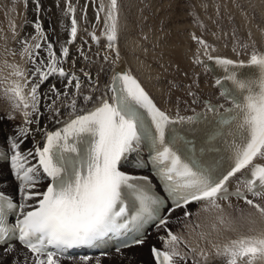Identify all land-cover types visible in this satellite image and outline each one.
Returning <instances> with one entry per match:
<instances>
[{
  "label": "snow or ice",
  "instance_id": "obj_1",
  "mask_svg": "<svg viewBox=\"0 0 264 264\" xmlns=\"http://www.w3.org/2000/svg\"><path fill=\"white\" fill-rule=\"evenodd\" d=\"M33 3V32L22 35L29 25L13 24L14 47L7 40L0 47L10 106L0 119L21 121L0 153L17 182L15 195L0 189V264H63L74 250L111 241L122 255L143 246L149 229L161 243L151 247L153 264H264V53L251 30L246 40L236 27L225 31V15L235 20L218 2L207 24L194 18L203 31L191 38L206 57L195 63L223 70L215 86L232 107L221 112L223 105L205 100L203 111L181 115L176 84L168 82L157 101L125 60L121 0H86L82 8L62 0L55 6L63 19L51 32L40 0ZM232 5L247 19L240 0ZM89 7L92 31L81 28ZM229 39L234 50L252 49L247 62L211 55ZM244 69L253 74L242 76ZM186 94L198 102L190 85Z\"/></svg>",
  "mask_w": 264,
  "mask_h": 264
},
{
  "label": "bare ground",
  "instance_id": "obj_2",
  "mask_svg": "<svg viewBox=\"0 0 264 264\" xmlns=\"http://www.w3.org/2000/svg\"><path fill=\"white\" fill-rule=\"evenodd\" d=\"M85 2L86 0H73V3H78L81 8L83 7ZM97 2L99 3V0H97ZM103 2L105 5H107L108 0H103ZM40 3L42 4L44 11L47 12L46 14L50 15V19H44L42 15H41V19L43 21V25L45 29L51 32L52 28H57L59 20L63 19L60 9L55 6L56 3H60L62 6V0H40ZM27 11L30 18L33 19V17L31 16L34 17L36 16V13L34 12L35 5L33 3V0H27ZM1 18L2 17L0 16V20ZM94 19H95L94 11L91 7H89L88 8L89 23L87 25H84L82 22L81 28L86 26L88 28V31H92L93 29L91 27V24L94 21ZM65 23H67V21H65ZM101 27H103L102 24ZM24 29L27 28L25 27ZM59 30L63 32V25H59ZM191 30H193V26L191 27V25H189L188 28H180L178 29L177 32H175V29H173V32L171 33L172 38H170L169 40H166L167 38L161 37L160 34L155 36L153 35V37L147 38V40H143L142 38H134L131 32V36H129V34L124 35L127 43L125 44V42L123 41L124 45L121 44L122 54L124 55L125 60L132 67L136 75L144 82L146 89L152 94V96L156 97L157 101L160 100L162 88L165 90V92H167V83L169 79L170 82H173L178 86L179 90L174 94L173 98L175 99V95H179L185 101V103L180 104V114L188 113L191 106L190 101L193 99V97L187 96L186 94V89L188 88L189 85L191 86L192 90L197 93L196 97L203 95L204 96L215 95L210 80H208L204 72L197 65H195V60L197 56L199 57H205V56L203 55L202 49L198 51L199 46L191 38L193 35L200 36L201 34L198 32L195 33L194 31L192 33ZM0 32H2L3 34H8L10 37V34H12V24L9 26V31L4 29L3 31ZM32 32L33 29L31 28L29 31L24 32V34H31ZM97 34H99V30H97ZM81 36L84 37L83 32H81ZM205 39L208 40L209 42H212L213 40V38L211 39L205 38ZM5 40H7V45L9 48L14 47L12 37L6 39L5 38L0 39V47H2L5 44ZM79 43L80 40H77V45ZM229 43L227 46L223 44V41L216 44L215 45L216 51L212 52L211 55L235 57L234 56L235 54L237 57L240 56L239 59L241 58L248 59L247 56L251 54V51H247L246 53L244 51L245 49L244 50L242 49L244 53L242 52V50L236 51L234 50V47ZM137 44H142L143 48L137 47L136 46ZM123 49L126 50L125 53ZM143 49H147V52H145ZM73 51H75V46L73 47ZM237 52H239V55H237ZM9 60L11 61V57H9ZM16 60L22 63V61L19 60L18 56ZM0 62H2V58H0ZM0 75H2V73H0ZM53 82H57V81H49V83H53ZM48 86H49L48 84H45L41 89V91H47ZM1 97H3L2 87L0 92V98ZM168 107H170L173 114H175L176 112L175 105ZM9 111H10L9 103L6 102L5 100H1L0 116L6 117ZM44 122H47L46 117ZM19 123H21L19 118H17L14 121L4 118L3 121L0 122V146H2L5 143L6 138L9 135L13 134L14 125ZM50 127L52 126L50 125ZM36 139L39 140L40 137L37 136ZM31 147H32V141H29L24 145V149H28ZM12 178L13 176L11 175L10 167L4 163H0V189H4L7 193H11L12 195H15L14 190L17 185L15 183L14 178L13 179ZM192 206L193 208L198 207L197 205H191L190 207ZM179 212L180 211H177L174 214L173 219L177 217L176 215ZM174 230L175 232L180 231V230L177 231L176 229ZM154 232L155 231H152V233ZM151 236L143 246H133L123 250V254L125 252L129 253V255L125 258L122 257L123 254L118 255L116 252L100 254V255H91L89 257V264H96L97 260L100 261V264H138V263L153 264L151 261L149 250H148V257H145V255L141 251H139L145 245H147V243L151 239ZM154 244L155 243L152 242V245ZM158 245L159 247H161L160 246L161 244ZM135 254H140V256L142 257L135 258ZM63 264H84V262L79 257L73 259H65L63 261Z\"/></svg>",
  "mask_w": 264,
  "mask_h": 264
},
{
  "label": "rangeland",
  "instance_id": "obj_3",
  "mask_svg": "<svg viewBox=\"0 0 264 264\" xmlns=\"http://www.w3.org/2000/svg\"><path fill=\"white\" fill-rule=\"evenodd\" d=\"M217 2L221 5L226 4L229 12L232 13L235 20V24L233 25L232 23H229L227 16L225 15L223 20L224 30L230 32L233 27H236L239 29L240 35L245 38V40L247 38L248 31L251 30L252 39L255 42L257 41L256 49L260 52H264V0H240V2L243 3L247 9L246 20L245 17L233 7L232 0H121V25L124 28V35L129 34V36H131L132 32L134 38H142L145 35L147 38H150L153 37V35L155 36L160 34L161 37L167 38L166 40H169L172 38L171 33L173 32V29H175V32H177L178 29L188 28L189 25H191V27L193 26V30H191L192 33L194 31L195 33L198 32L202 34L203 30L193 22L194 18L199 16L201 21L207 24V16L213 15L215 11L213 5ZM205 4L208 5L207 12H205L203 8V5ZM221 12L224 13L223 7L221 8ZM46 13V11L42 12V17H44V19H50V15ZM0 16L2 17V21L0 20V31H3L4 29L9 31V26L11 24L12 26L13 24L16 26L17 31H21L22 26L27 23L29 26L26 27L27 29H24L25 27H23L21 32L22 35L24 32H27L31 29V22L35 19L34 16H31L33 17L32 19L28 15L27 4H25V0H0ZM213 30H215V28H213ZM11 35L12 34H10L9 37L8 34H3L0 32V39L11 38ZM205 38L211 39L212 37L205 36ZM123 41L124 40L121 41L122 45H124ZM228 43L234 47L231 39L227 41V45ZM223 44H225V42H223ZM242 49L243 48H236V51H240ZM123 50L125 53L126 50ZM243 50V53L244 51L245 53L247 51H252L251 48L245 49L244 51ZM234 56L236 55L234 54ZM168 82H170V79ZM1 100H5L7 102V100L3 97L0 98V101ZM1 121H3V119H0V122ZM195 209L196 208H193V206L191 207L192 211ZM176 216H182V211H180ZM171 227L173 230H180V225L173 224ZM152 242H154V245L156 246L161 244L158 240V233H152L151 239L147 245L139 250L145 255V257H148V250L152 245ZM127 253L128 252H125L122 257H127L129 255V253ZM139 257L141 258L142 256H140V254H135V258Z\"/></svg>",
  "mask_w": 264,
  "mask_h": 264
}]
</instances>
